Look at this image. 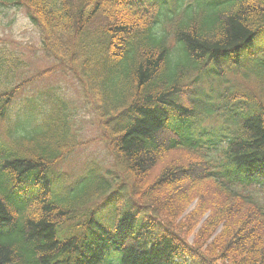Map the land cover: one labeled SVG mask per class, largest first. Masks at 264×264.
Wrapping results in <instances>:
<instances>
[{"label":"trees","instance_id":"1","mask_svg":"<svg viewBox=\"0 0 264 264\" xmlns=\"http://www.w3.org/2000/svg\"><path fill=\"white\" fill-rule=\"evenodd\" d=\"M50 67L0 39V264H264V0H0ZM77 87L105 160L86 145ZM21 103V104H20ZM19 107L17 108V106Z\"/></svg>","mask_w":264,"mask_h":264},{"label":"rangeland","instance_id":"2","mask_svg":"<svg viewBox=\"0 0 264 264\" xmlns=\"http://www.w3.org/2000/svg\"><path fill=\"white\" fill-rule=\"evenodd\" d=\"M0 39L10 42L12 47L23 53L22 57L28 66L24 76L30 77L50 67V62L37 51L36 30L23 10L0 8ZM48 87H58L61 94L69 100L72 109L76 108L75 129L79 131L78 134L86 145L77 148L64 162L60 163L57 171H63L68 175H79L89 161L95 158L100 161L105 160L101 145L97 142H89L97 135L95 123L91 116L81 109L76 83L69 77L59 74L44 77L29 87L30 90L25 95L28 97L32 94L36 95ZM253 195L259 203L264 205V191H254Z\"/></svg>","mask_w":264,"mask_h":264}]
</instances>
